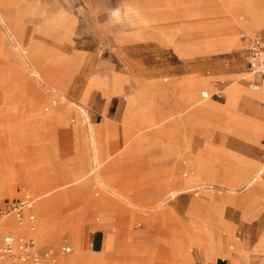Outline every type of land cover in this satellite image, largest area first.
Returning a JSON list of instances; mask_svg holds the SVG:
<instances>
[{
	"label": "rangeland",
	"instance_id": "obj_1",
	"mask_svg": "<svg viewBox=\"0 0 264 264\" xmlns=\"http://www.w3.org/2000/svg\"><path fill=\"white\" fill-rule=\"evenodd\" d=\"M202 9L200 0H0V183L4 178L10 179L9 184L0 186V199L29 186L36 195L37 211L40 202L52 200L53 226L49 232L56 233L57 237L38 238L37 242L51 243L58 257L62 255L65 240L73 250L66 254L80 250L85 257L88 255L86 248L90 247L94 226H88L82 235L84 218L87 214L94 219L99 215L102 222L108 219L105 200V208L114 216L115 224L122 229L146 231L138 243L148 250L137 254L141 249L131 232L120 241L119 250H112L119 256L128 254L119 264H168L169 243L172 252L193 250L196 255L200 248L193 236L184 230H174L168 243L169 229L189 223L198 209L202 208L205 213L212 204L223 203V213L227 214L228 203L224 199L231 192L223 185L209 184L198 189V193L185 191L164 201L160 195L156 196L157 200L144 204L155 199L152 196L158 192L136 188H148L159 179V175L146 172L147 166L160 169L161 165L151 159L163 153L162 144L144 142L132 154L131 143L125 141L121 129L107 139L109 150L104 147L107 154L104 166H109L110 172L118 168L120 173L96 176L100 168L90 162L91 153L87 152L90 144H82L79 129L74 128L79 124L77 112L84 115L83 123L90 121L85 118L82 97L92 75L89 87H106L107 83H102L94 74L105 70L111 74L120 71L130 74L142 62L151 64L153 58L147 56L153 49L148 42L166 40L177 47L179 40L191 41L195 36L194 26L205 16L199 14ZM236 26L239 37L243 31H249L238 23ZM189 27L190 31L184 30ZM259 28L264 26L257 23L252 30ZM228 50L236 70L243 71L236 80L249 86L253 75L247 73L242 50L238 45ZM220 90L221 87L214 89ZM90 134L89 127L88 140ZM40 137L39 142L31 141ZM201 137L200 134L197 150L206 144ZM214 140V145L221 144L219 138ZM221 145L228 149L231 144ZM258 154L264 161V152ZM92 155L94 160V151ZM118 156L122 159L115 163ZM76 171L85 172L77 175ZM75 176L81 178L71 185L62 184ZM33 178L42 185L36 186ZM102 180L113 183L114 187ZM55 184L60 185L51 189ZM176 188L181 186L171 190ZM104 194L105 200L100 202ZM38 214L37 231L41 224ZM4 221L10 228L18 229L17 232L27 229L14 218L0 223ZM113 246L114 240L106 235L104 248ZM223 247L214 256L205 253L206 261L220 254L228 255L230 250ZM255 252L254 258H264V241ZM95 253L96 257L100 254ZM81 256L78 263L83 259ZM102 257L95 264H108L105 255ZM136 257L139 260L133 263ZM196 264L202 261L198 259Z\"/></svg>",
	"mask_w": 264,
	"mask_h": 264
},
{
	"label": "crops",
	"instance_id": "obj_2",
	"mask_svg": "<svg viewBox=\"0 0 264 264\" xmlns=\"http://www.w3.org/2000/svg\"><path fill=\"white\" fill-rule=\"evenodd\" d=\"M254 1L200 0L204 9L199 14L205 16L194 26L195 36L191 41L179 40L177 47L171 46L166 40L148 42L153 49L152 54L147 56L153 58L151 64L142 62L130 74L101 71L94 75L102 83H107V86L89 87L92 75L83 93V112L90 121L88 124L83 123L84 115L77 112L79 124L74 128L79 129L81 143L90 144L87 152L91 153L90 162L95 165L92 155L94 150L88 140L89 127L90 131L93 128L98 143L96 151L103 163L101 167H97L101 172L99 176L120 173L118 168L110 172L107 170L109 166H104L107 158L104 147L107 146L109 150L107 139L122 129L125 141L131 143L132 154L141 149L144 142L154 145L161 143L163 147V153L151 159L161 165L160 169L154 170L147 166L146 172L159 175V179L148 188H136L158 192L152 196L155 199L144 201V204L157 200L156 196L160 195L164 197L161 201L174 198L169 197V192L176 185L182 187L179 194L185 191L197 192L209 184L223 185L231 192L224 199L228 203L227 214L223 213V203L217 206L212 204L205 213L202 208L198 209L189 223L169 229L168 243L174 230L180 229L195 238V244L200 250L196 255L193 250L172 252L169 243L166 258L168 264L178 261L196 264L198 259L202 264H264V258H254L255 249L258 250L264 241V161L258 154L264 152V76L249 68L244 57L245 44L241 35L239 37L236 33L237 23L252 31ZM216 14L217 16H213ZM184 30L190 31V27ZM258 30L264 36V28ZM234 45L242 50L247 73L253 75L248 81L249 86L236 80L237 75L243 71L236 70L234 58L229 53L228 49ZM230 79L232 81L229 82ZM252 83H256L258 88H252ZM219 87L222 90L215 92L214 89ZM200 134L206 144L197 150L198 143L201 142ZM214 138H219L221 144L232 146H227L226 149L221 144L214 145ZM31 141L39 142L41 137ZM132 144L139 146L134 148ZM236 144L240 147H234ZM120 158L118 156L115 163ZM219 164H223V167L220 168ZM82 172L85 171L74 173ZM103 182L114 186L113 183ZM23 187L14 195L0 199V206L28 197L33 201V206L26 214H33L36 218V195L29 186ZM105 196L106 194L100 202L105 200ZM98 200L96 203L99 204ZM106 202L105 200L104 210L108 219L102 222L99 215L94 219L87 214L84 218L82 235L88 226H94V230L90 232V247H85L90 260L96 255L95 252H100L98 258L104 254L108 264L122 263L128 254L119 256L112 250H119L120 241L130 232L135 244L141 249L137 254L148 250L138 243V238L146 231L122 229L115 224L114 216L105 208ZM11 218L31 229L29 219L19 221L15 215H10L6 220ZM32 230L34 232L31 231L30 234L15 233L6 227L0 232V244L8 234H25L38 240L37 226ZM106 235L114 240V246L109 249L104 248ZM39 244L41 250L52 249L56 252L51 243ZM222 245L224 249L230 250L229 254H220L213 260L206 261L205 253L214 256ZM138 260L136 257L132 262Z\"/></svg>",
	"mask_w": 264,
	"mask_h": 264
},
{
	"label": "built area",
	"instance_id": "obj_3",
	"mask_svg": "<svg viewBox=\"0 0 264 264\" xmlns=\"http://www.w3.org/2000/svg\"><path fill=\"white\" fill-rule=\"evenodd\" d=\"M241 37L245 44L244 57L249 68L264 76V36L262 32L260 30L243 31ZM250 86L254 89L258 88L256 83ZM32 206L33 201L28 197L0 206V222L10 215H15L19 221L29 219L31 229H35V215L26 214ZM71 249L68 242H65L61 251L67 253ZM57 258L56 252L52 249L41 250L34 237L25 234H8L0 244V264H56Z\"/></svg>",
	"mask_w": 264,
	"mask_h": 264
},
{
	"label": "bare ground",
	"instance_id": "obj_4",
	"mask_svg": "<svg viewBox=\"0 0 264 264\" xmlns=\"http://www.w3.org/2000/svg\"><path fill=\"white\" fill-rule=\"evenodd\" d=\"M253 12H254L253 26H255L257 23L259 25L264 26V2L262 0L254 1V3H253ZM232 100H233V98H232ZM90 132H91V136H90V141L91 142L90 143H91L92 149L94 150V154H95L94 155L95 156L94 157V162H95L96 167H101L102 160L98 156V153L96 151L97 148H98V143H97L96 138H95V135L93 133L94 132L93 131V128H91V131ZM100 174H101V172L99 174H97L96 176H99ZM80 178H81V176H75L70 181L63 182L62 184L63 185L64 184H70L71 185V184H74ZM9 183H10V179L5 180V178H4V180H2V182L0 183V186L1 185H7ZM33 183L36 186L42 185V183L39 182V180H37L36 178H33ZM59 185L60 184H55L51 189L56 188ZM181 189H182V187L181 188L172 189L169 192V197H175L176 195L179 194V192H180ZM52 204H53L52 200H49V198H47L43 202H40V205L38 206V213L40 214L41 224H40V229L36 232V235L38 236V238L40 240H44V239H46V237H49L50 240H51V238L52 239H56V237H57V234L56 233L55 234H51L49 232V228H52V226H53V205ZM6 227L9 228L13 232L19 231L18 229L15 230V228H10L9 223L4 221V222L0 223V232L3 229H5ZM22 231H24V232H27L28 231L29 234L31 233V231L34 232V230H32V229H30L28 227H27V229L23 228ZM43 232H45V234H43ZM191 232H192V229H191ZM34 239L36 240V238H34ZM36 242H37V240H36ZM37 244H38V242H37ZM78 249H80L79 245H78ZM79 255H82L83 256V257L81 256L83 258L81 260V263H78L77 262V259H78V256ZM98 259L102 260L103 257L98 258V257L94 256V258L92 260H90V255H88V256L86 255V257H85V254L82 251L79 250V251L74 252V253H71V254H66L65 253V254L60 255L57 258L56 264H95V262L98 261Z\"/></svg>",
	"mask_w": 264,
	"mask_h": 264
}]
</instances>
